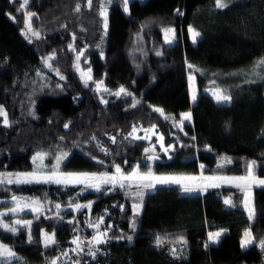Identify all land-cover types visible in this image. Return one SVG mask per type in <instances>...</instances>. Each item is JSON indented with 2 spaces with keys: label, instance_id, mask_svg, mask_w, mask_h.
Returning <instances> with one entry per match:
<instances>
[{
  "label": "trees",
  "instance_id": "1",
  "mask_svg": "<svg viewBox=\"0 0 264 264\" xmlns=\"http://www.w3.org/2000/svg\"><path fill=\"white\" fill-rule=\"evenodd\" d=\"M223 2L221 9L215 0H131L125 12L123 0H91L90 7L88 0H0V106L8 120L5 125L0 116V172L34 170L33 156L47 151L49 167L58 153L69 154L64 173H111L116 165L130 173L139 165L158 176L208 178L245 175L256 161L263 175L264 65L258 62L264 59V0ZM29 23L38 37L28 32ZM189 26L200 33L196 43ZM170 27L177 37L167 44ZM78 55L92 74L87 85L76 68ZM189 74L199 89L194 104ZM99 81L103 89L97 90ZM121 86L131 95L116 96ZM212 86L231 101L218 103L204 91ZM189 110L191 120L181 122ZM134 126L139 137L155 126L169 150L156 135L129 136ZM138 190L0 183L4 222L31 221L15 225V233L0 228V243L16 253L10 264H48L77 238L90 245L96 234L90 225L100 218L108 234L97 246L105 255L84 252L75 264H264L257 248L264 239V186L253 190L251 220L240 188L184 193L181 185L158 184L143 189L142 199L134 195ZM12 196L21 198V207L39 201L40 211L8 212L17 207ZM134 204L141 205L135 216ZM247 229L256 242L242 248ZM219 230L225 232L211 243L208 234ZM45 232L54 233L56 243L45 247ZM157 237L175 255L158 251Z\"/></svg>",
  "mask_w": 264,
  "mask_h": 264
},
{
  "label": "snow or ice",
  "instance_id": "2",
  "mask_svg": "<svg viewBox=\"0 0 264 264\" xmlns=\"http://www.w3.org/2000/svg\"><path fill=\"white\" fill-rule=\"evenodd\" d=\"M28 0H24V4H27ZM89 2V7L91 6V0H88ZM216 2V6L218 8H225L227 5L223 2V0H215ZM124 3V10L125 12L128 11V3L129 0H123ZM24 5H21V8H23ZM77 11H79V5H77ZM177 13L179 14V10H177ZM29 18L34 15L32 13H29ZM100 15L104 17V27L105 29H107V14L106 11H104L103 9L100 12ZM27 30L28 32H31L33 36H39V33L35 32L32 30L30 23L26 24ZM174 29H165V40L167 43H171L172 40L168 37V33H173L174 35ZM189 33L191 34V38L193 40V42L196 41V39L200 36V33L198 31H196L194 28H192L191 26H189L188 29ZM25 35H27V32L25 33ZM70 49H72V46H69ZM51 59V57L47 58L45 60V63L47 64L48 60ZM259 65H264V59H262L261 61L258 62ZM50 66V65H49ZM189 67L191 68L192 66L189 65ZM76 68L79 70V55L77 56V63H76ZM61 79H63V77H61ZM81 79L84 80L85 85H87V81L91 80V74H90V69L88 72H83L81 71ZM190 80H193V77H189ZM103 82L99 81L97 82V90H100L101 86H102ZM104 91H108L107 89H104ZM125 94V95H131V93H128L126 91V89L121 86L120 89L114 93L116 96H120L121 94ZM213 95L215 96V99L217 100V102H223V101H228L231 99V97L224 95L223 92L221 90H216L213 92ZM192 99L193 101H195L196 99V93L195 90H193V94H192ZM104 103H107V101H103ZM135 106V104L133 105ZM155 111L157 112H161L162 113V109H155ZM0 116L4 117V124L8 125V120H7V113L4 111L3 107L0 106ZM182 117V121L186 120V119H190V113H183L181 114ZM68 125L65 124V128H67ZM155 126H152V128L150 129H146V132H152L154 130ZM137 131L136 127H133V131L131 133H129V136H133L135 134V132ZM148 137H139L137 136L136 139H145ZM115 138H113V142H114ZM159 140L162 141L163 137L160 136ZM155 146H153L154 149ZM162 150L164 152H167L169 150V148H164L163 145L161 144ZM172 147V146H169ZM153 149H145V152H149L152 151ZM48 155V153H41L38 152L36 154V156L33 157V161H37L40 160L41 164L43 162V159ZM68 156L67 152H60L59 155L55 156V160L56 163L52 166L51 170L49 171H45L43 167H38L36 170H34L33 172L30 173H0V183H4L5 178H7V183L8 184H12L13 182L15 183H31V182H54L57 184H64V185H68V184H81L84 185L86 188H93L97 191L100 190L102 185H110L112 187H115L117 185H119L121 188H124L126 186L131 187L133 183H135L137 189H139L137 192L134 193V195H136L137 197L141 198L144 195L143 189H154L156 187V185H166V184H180L181 181L183 179H196V177H176V176H169V175H155L153 174V172L151 171V168H149V170L146 173H140L139 172V165L135 166L132 170V172L128 173V174H124L120 168L119 165H116V172L114 174H109L107 172L105 173H100V174H96V173H63L60 171V164L61 162ZM148 160H153V159H158V157H154V156H148L147 157ZM228 159V158H225ZM228 162H230V159H228ZM102 163V162H101ZM256 167V161H250L247 165V176H243V177H232V178H217V179H227V180H237V181H241L242 183L240 185H238V187L241 188V191L247 192V190L252 186V184L254 183H259L261 185H264V180H258L255 176H254V169ZM15 176V181H13L12 177ZM206 179H213L212 177H208ZM183 191L185 192H191L193 191V188L191 187H187L185 186L183 188ZM11 199L13 201L16 202L17 207L8 209V212H12L15 213L17 211H22L24 208H31L32 211L34 212H39L40 211V204L39 201L37 200H33L31 202V204L25 203L23 205V207H21L20 205V199L16 196H12ZM226 205H232V201L229 199H226L225 201ZM33 205H35V207H33ZM90 205H85L84 207H88ZM76 208H80L82 207L81 205H76ZM141 205L140 204H134L133 205V213L134 216L137 215L139 213ZM244 207L245 209L248 211V216L249 219H253L255 212H254V208L251 206L250 201L248 196L246 195L245 197V202H244ZM56 208L59 209L60 205H56ZM7 213H0V228H3L6 231H11L13 233H15L17 231V228L15 225L18 224H23V225H30L31 221H20V220H16L14 222V224H8L4 222V216H6ZM102 221V218H100ZM133 227H135V222H133ZM98 227V225H97ZM222 232H210L208 234V240L210 242H215L220 236H221ZM103 233H98L96 236L93 237L92 241H89V244L91 243H100L103 241ZM44 236V244L45 247H48L51 244L56 243L55 241V234H51L49 235L48 233H43ZM29 239L31 240V237H29ZM129 240H131V237H128ZM180 240L183 241V237H180ZM157 245H159L162 241L159 237H157ZM256 242L255 237H253L251 230L247 229L244 232L243 235V239H241V247L242 248H246L249 245H252ZM73 243H77V246L79 247L78 244V238L77 240H74ZM207 246V245H206ZM259 246L264 249V239L259 240ZM76 249H73V251H75ZM90 254H92L93 256H95L94 252H91ZM66 255V253H65ZM173 255H175V251H173ZM16 253L12 251V249L8 246V245H4L2 243H0V259H2L4 261V264H10L9 258L15 257ZM58 259V258H57ZM51 264H56V261L53 260L51 262Z\"/></svg>",
  "mask_w": 264,
  "mask_h": 264
},
{
  "label": "rangeland",
  "instance_id": "3",
  "mask_svg": "<svg viewBox=\"0 0 264 264\" xmlns=\"http://www.w3.org/2000/svg\"><path fill=\"white\" fill-rule=\"evenodd\" d=\"M130 1H131V0H129V2H130ZM140 1L143 2V1H145V0H140ZM128 5H129V3H128ZM128 5H127V6H128ZM104 11H106V10H104ZM106 14H107V11H106ZM170 28L175 30V31H174V35H173V33H168V37L172 40L171 43H167L166 40H165V29H169V28H165V29H164V40H165V42H166L167 44H172V43L175 41L176 37H177L176 28H175V27H170ZM199 37H200V36H199ZM199 37H198V38H199ZM190 38H191V34H190ZM198 38L196 39L195 42H193V40H192V38H191L192 43H196L197 40H198ZM79 71H80V72H81V71H83V72H88L89 69H85V68H83V67L79 64ZM90 74H91V71H90ZM190 76L193 77V80H190V79H189ZM91 77H92V74H91ZM91 80H92V79H91ZM91 80H88V82L91 81ZM188 80H189V87H190L191 103L194 104V103L197 101V98H198V95H199V89H198V84H197V78H196L195 74H189V76H188ZM100 89H103V84H102V86H101ZM193 90H195V93H196V99H195V101H193V99H192ZM216 90H221V91L223 92L224 95L229 96V94L226 93V91H224V89H222L221 87H215V86L207 87V88H205L204 91H205L206 93L210 94V95L215 99V96L213 95V92L216 91ZM229 97H230V96H229ZM215 100H216V99H215ZM216 101H217V100H216ZM230 101H231V99L228 100V101H223V102H218V103H228V102H230ZM184 113H190V119H186V120H183V121L191 120V118H192V112H191V110L186 111V112H184ZM181 122H182V120H181ZM154 135L157 136V143H158L160 146H161V144L163 145V140H162V141L159 140V137H160L161 135H159V134H155L153 131L150 132L149 134H145V135L142 136V137H148V138H146V139L151 140V138H152ZM134 136L137 137V136H138L137 133H135ZM152 145H155V144H152ZM163 147L166 148L164 145H163ZM41 153H48V155L43 159L42 164H41V161H40V160H37V161L34 162V161H33V158H32V161H33V163L35 164L34 170H36L38 167H43L45 171H49V170H51L52 166L56 163L55 157H54L53 164H51L50 167H49L48 165L45 164V160H46L47 157L49 156V152H47V151H41ZM36 154H37V153H36ZM36 154H35L34 156H36ZM59 154H60V153H58L57 155H59ZM68 155H69V154H68ZM34 156H33V157H34ZM67 157H68V156H67ZM67 157H66V158L61 162V164H60V171H61V172H63V171L61 170V167H62L64 161L67 159ZM258 167H260V165H257V164H256V167H255V169H254V176H255L258 180H264V174L261 175V174L259 173ZM120 168H121V167H120ZM34 170H31V171H21V172H0V173H13V174H15V173H30V172H33ZM121 170H122V168H121ZM138 170H139L140 173H143V172L140 171V169H138ZM115 172H116V167H115V170H114L113 172L109 173V174H114ZM122 172H123L124 174H128V173L124 172L123 170H122ZM63 173H64V172H63ZM243 176H247V174H245V175H231V176H226V175H223V176H220V175H219V176H212L213 179H206L205 177L202 178L201 176H199V177H196V179H194V180H192V179H183V180L181 181V183H180V184H177V185H181V186H182V190H183V188H184L185 186L193 188V191H191V192H185V191H183L184 193H194V192L202 191V190H204V189H207L208 186H210V187H236V188H240V187H238V185H240V184L242 183L241 181H237V180H227V179H217V178H232V177H243ZM12 179H13V181H15V176H13ZM4 182H7V178H5V181H4ZM13 183H15V182H13ZM31 183H45V182H35V181H34V182H31ZM48 183H54V182H48ZM206 183H207V184H206ZM54 184H57V183H54ZM173 184H174V183H173ZM62 185H64V184H62ZM68 185H70V184H68ZM74 185H81V184H74ZM109 186H110V185H102L99 191H101V190H103L105 187L107 188V187H109ZM261 186H264V185H261V184H259V183H254V184H252V186L247 190V192H244V202H245V197H246V195H247L248 198H249L250 204H251V206L253 207V205H252L253 190H254L255 188H258V187H261ZM110 187H111V188H115V187H120V186L117 185V186H115V187H112V186H110ZM124 188H130V189H131V188H137V187H136L135 183H133L131 187H128V186H127V183H126V186H125ZM240 189H241V188H240ZM88 190H91V191H97V190H95V189H93V188H88ZM226 199H229V198H225L224 201H225ZM229 200H230V199H229ZM224 203H225V202H224ZM225 205H226V204H225ZM226 206H227V207H232L233 205H226ZM247 212H248V211H247ZM103 220H104L103 218H102V221H101V219L93 220V223L90 225V228H91L92 230H96V234H95V236H96L98 233H103V234H104V235H103V241L100 242V243H94V244H96V245H98V244H104V243L106 242V239H107V238H106V235L108 234V231L102 228ZM97 225H98V227H97ZM216 232H222V234H221V236H222L223 233H224L225 231H224V230H219V231H216ZM221 236H220L215 242H211V243H217V242L219 241V239L221 238ZM76 238H77V237H76ZM76 238H75V239H76ZM92 240H93V239H92ZM9 259H10V258H9Z\"/></svg>",
  "mask_w": 264,
  "mask_h": 264
},
{
  "label": "built area",
  "instance_id": "4",
  "mask_svg": "<svg viewBox=\"0 0 264 264\" xmlns=\"http://www.w3.org/2000/svg\"><path fill=\"white\" fill-rule=\"evenodd\" d=\"M78 244H79V247L77 246V243H75L73 247H68L64 251L60 252L57 255V257L54 259L56 261V264H75L74 262V260H76L75 256L81 255L84 252L86 253V255H92L90 254L91 252H94L95 254L105 255V253H101V250L96 244H90L86 246L85 242L81 239L78 240ZM257 248L260 251L264 252V249H262L259 246V242L257 243ZM73 249H76V250L73 251ZM158 251L164 254H167V255H171L173 254L174 249L168 242H164L158 245ZM177 259L179 260V258ZM52 261H50L48 264H51Z\"/></svg>",
  "mask_w": 264,
  "mask_h": 264
}]
</instances>
